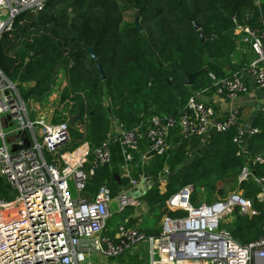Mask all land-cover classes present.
Masks as SVG:
<instances>
[{
	"label": "trees",
	"instance_id": "1",
	"mask_svg": "<svg viewBox=\"0 0 264 264\" xmlns=\"http://www.w3.org/2000/svg\"><path fill=\"white\" fill-rule=\"evenodd\" d=\"M234 18L264 29V0L259 4L257 0H48L41 11L22 12L13 29L0 37V68L10 80L20 83V93L30 106L57 98L58 104L66 105L60 107L64 108L53 122L67 121L81 109L76 125L70 126L67 148L88 142L95 150L109 141L111 160L88 177L85 194L94 197L102 186H108L115 197L130 181L123 175L126 160L121 142L110 137L116 121L124 130H138L145 136L153 117L179 118L196 92H216L211 74L228 77L233 72L225 69L236 65L233 59L239 41ZM185 71L199 72L192 85L185 83ZM53 93L57 98H49ZM240 127L244 126L239 122L229 130L212 131L206 139L185 138L179 127L171 129L170 148L144 161L141 155L147 151L140 145L131 163V176L172 174L166 192L161 191L159 181L141 197L151 214L157 217V210L162 217L173 215L175 210L168 203L171 193L186 185L195 186L192 203H196L200 190L208 191L211 203H215L228 198V187L237 188L245 191L243 196L253 201L258 214L236 212L232 223L223 227L241 243L261 237L264 199L259 194L264 182H240L239 176L248 164L264 178V160H257L264 156V117L255 120L253 127L260 131L245 139L247 153L239 156L240 147L233 138ZM90 168L91 164H86V170ZM7 187L12 188L9 183ZM115 229L107 234L114 236ZM161 229L143 231L157 236Z\"/></svg>",
	"mask_w": 264,
	"mask_h": 264
},
{
	"label": "built area",
	"instance_id": "2",
	"mask_svg": "<svg viewBox=\"0 0 264 264\" xmlns=\"http://www.w3.org/2000/svg\"><path fill=\"white\" fill-rule=\"evenodd\" d=\"M47 1L0 0V37L13 29L15 19L22 12L41 11ZM234 21L238 41L248 44L255 54L244 69L264 88V29L241 24L236 18ZM211 77L221 97L234 99L250 90L238 72L224 78L214 74ZM19 84L0 68V174L16 191L13 199H0V264H90L94 254L117 258L141 248L147 249L150 264H264V234L241 243L223 227L236 212L257 214L253 201L240 191L232 192L224 201L194 205L192 186L188 185L168 200L173 210L187 214L181 217L165 214L159 235L149 236L139 226L130 225L129 216L118 225L114 236L107 234L112 201L116 200L119 211L129 206L144 207L146 202L120 192L113 197L108 186H102L94 197L87 196L88 177L111 160L109 141L95 150L88 142L68 149L69 119L53 122L50 113H40L34 105L31 107L23 99ZM239 119L237 110L218 118L214 108L194 94L179 118L153 117L145 136L150 150L163 154L170 148L171 129L179 127L185 138L206 139L212 131L223 132L237 126ZM77 125L84 129L81 124ZM259 131L254 127L239 128L233 138L240 147L237 155L247 153L243 148L245 139ZM26 137L28 146H24ZM110 137L119 138L126 160L123 170L131 177V163L140 151L144 134L124 130L116 121L115 132ZM14 144L21 147L14 150ZM145 158L147 154L141 155L142 161ZM257 160L263 161L264 156L259 155ZM88 163L91 168L86 170ZM147 178L145 174L140 175L141 181ZM251 179L264 182L246 164L239 181ZM71 182L76 197L71 191ZM131 182L136 185L139 181L132 178ZM263 193L264 190L259 197Z\"/></svg>",
	"mask_w": 264,
	"mask_h": 264
},
{
	"label": "crops",
	"instance_id": "3",
	"mask_svg": "<svg viewBox=\"0 0 264 264\" xmlns=\"http://www.w3.org/2000/svg\"><path fill=\"white\" fill-rule=\"evenodd\" d=\"M254 58H255L254 52L249 48H246V46L243 43L238 42L237 54L233 59V63L236 65L234 67H227L225 69V71L229 73L238 72L244 78V80L247 82V84L250 87L248 93L240 94L234 99H227L221 97L216 92L210 91L209 89H204L195 93V95L198 97L200 101L214 108L216 112V116L218 118L225 117L231 111L234 110L239 111L240 114L239 122L242 126L246 128L253 127V124L256 119L264 117V88H260L256 84L255 80L252 78V76L249 73H247L246 70L244 69ZM62 80L63 79L61 78L60 81L62 82ZM33 105L39 110V104L35 103ZM145 137L146 136H144L141 140V146L143 147L142 150L147 151V159H148L150 158L148 157V154L151 150H150V145L148 143V139H145ZM130 178L131 179L129 183H131L132 178L137 179L139 181L136 185L142 182L140 176L139 177L131 176ZM161 191L163 192V190ZM145 209L146 207L143 208V211H145ZM143 211L141 212V214H139L138 211L134 214H131V216H129L130 220L132 215H134L132 218L137 219L138 223H140L144 229L154 228L153 225L155 223L154 222H153L154 224L151 223V219H150V217L152 216L150 212V208L148 207V211L147 210L145 212ZM142 221L144 222V224ZM115 228L117 227L115 226L112 229Z\"/></svg>",
	"mask_w": 264,
	"mask_h": 264
},
{
	"label": "rangeland",
	"instance_id": "4",
	"mask_svg": "<svg viewBox=\"0 0 264 264\" xmlns=\"http://www.w3.org/2000/svg\"><path fill=\"white\" fill-rule=\"evenodd\" d=\"M26 85L29 86L31 84L30 83L29 84L26 83ZM55 97L57 98V94L53 93V94L50 95L49 98L53 99ZM57 100H59V99L57 98L55 102H47L45 104H39V112L40 113L48 112V113L51 114V117L53 118L54 116H56V114L60 113L63 110V108L66 106L65 104H64L65 105L64 106L63 103H60V102L58 104V101ZM62 106H64V107L63 108H60ZM31 107H34V106L31 105ZM60 109H61V111H60ZM165 174H170V172L169 173H165ZM123 175L130 178V176H128L124 170H123ZM168 181H169L168 179L167 180H161L160 181V188H161V190H163V192H166V189L168 188L167 187L168 186ZM7 183L8 182H7V180L4 177H3V180L0 179V198H3V199H5V198H7V199H13L15 197V195H16V191H14L15 192V194H14L13 193V190H14L13 187L10 188V189H8ZM186 186H188V185H186ZM186 186H184V187H186ZM190 186H192V185H190ZM221 189H223V184H220L219 190H221ZM192 190H194V189L192 188ZM71 191H72L73 195L76 197L77 196V192H76V189L74 187L73 182H71ZM234 191H239V189H237V188L234 189L232 187H228V191H227V194L226 195L229 196ZM174 193H171V196ZM198 193L199 194H198L197 201H196V203H193V204L199 205V204H201L203 202L211 203L210 198H209L208 191H206V190H200ZM240 193L245 194V191L244 190H241ZM217 197H218V195H217ZM261 198L264 199V193L261 195ZM145 207H146L145 211L146 210L148 211V207L150 208L149 205H147V206L145 205L144 207H140V206H138V207L129 206L124 211H119L118 210V204H117L116 200L112 201L111 202L112 216L108 219V228L106 230V233L110 232L113 227H115V226L118 227V225L122 221H124V219H123L124 217L131 216V214H134L137 211H138L139 214H141V212L143 211L142 208H145ZM255 210H257V209H255ZM145 211H143V212H145ZM155 212H156L155 213L156 216L157 217H160V218L155 217L154 214H152V216L150 217L151 223L154 222L156 224L155 225L153 223L154 224L153 225L154 229L155 228H160L161 221H162V216H160V213L157 210ZM186 214L187 213L185 211H183V210H178V211L175 210V211H173V215H171V216L172 217H181V216H184ZM133 216L134 215H132V217ZM132 217H131V222L133 221L134 222V225L139 226L143 230L144 228L142 227V225L140 223H138L137 219H133ZM144 217H147V216H144ZM144 217H143V219H144ZM136 221H137L138 224L136 223ZM231 221H232V219H229V220L225 221L224 224L225 225L230 224V223H232ZM143 224H144V222H143ZM89 263L90 264H150V259H149V256H148L147 249H144V248L142 249L141 248L140 250H138V252H136V250H132V251L126 252L124 255H121V256H119L117 258L116 257L109 258V257L103 256V255L94 254L90 258Z\"/></svg>",
	"mask_w": 264,
	"mask_h": 264
},
{
	"label": "water",
	"instance_id": "5",
	"mask_svg": "<svg viewBox=\"0 0 264 264\" xmlns=\"http://www.w3.org/2000/svg\"><path fill=\"white\" fill-rule=\"evenodd\" d=\"M135 24L137 25L139 30H142L141 25L139 24V22L137 20H135ZM197 28H199V26L197 25ZM89 52L91 54V56L96 59V54L94 53L92 48H89ZM97 67L100 71V75L102 77V79H105L106 75H105V71L103 69V67L101 66L100 62L97 61ZM199 72H188L185 71V83L187 85H192L194 83L195 77L197 76ZM81 116V109H78V111L75 114H71L69 116V124L70 126H75L78 119ZM29 145V141L26 137V141L24 146H28ZM20 145L14 144V150L20 148ZM156 155V151L152 150L149 152L148 157ZM108 165V164H106ZM172 176V174H165V175H161L160 177H148L145 181H142L140 184L135 185L132 182L127 184L126 186L122 187L119 192L120 193H124L127 197H133V198H139V197H143L144 195L147 194V192L159 181L161 180H167ZM192 188L195 189V186L192 185ZM180 193V191H179Z\"/></svg>",
	"mask_w": 264,
	"mask_h": 264
}]
</instances>
